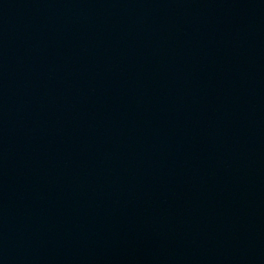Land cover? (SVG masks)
Instances as JSON below:
<instances>
[{
	"label": "water",
	"instance_id": "95a60500",
	"mask_svg": "<svg viewBox=\"0 0 264 264\" xmlns=\"http://www.w3.org/2000/svg\"><path fill=\"white\" fill-rule=\"evenodd\" d=\"M0 264H264V0H0Z\"/></svg>",
	"mask_w": 264,
	"mask_h": 264
}]
</instances>
